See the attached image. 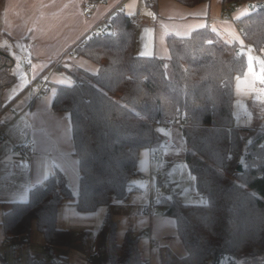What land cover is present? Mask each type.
<instances>
[{
  "label": "trees",
  "instance_id": "obj_1",
  "mask_svg": "<svg viewBox=\"0 0 264 264\" xmlns=\"http://www.w3.org/2000/svg\"><path fill=\"white\" fill-rule=\"evenodd\" d=\"M158 1L144 3L157 11ZM174 1L194 7L210 0ZM222 3L255 5L234 20L242 27L245 43L262 52L264 0ZM116 8L107 30L76 47V55L95 63L97 71L66 67L61 61L56 68L78 83L52 82L53 109L68 114L79 158L77 197L64 174L55 170L31 189L27 201L13 203L4 213L8 239L29 241L35 221L52 260L47 263L29 253L26 264H64L55 250L70 246L73 234L57 226L60 206L73 199L78 211L93 212L125 202L137 189L133 180L140 173L141 151L166 147L152 121L171 116L185 124L175 126L174 137L180 145L184 142L186 165L205 202H184L175 194L160 199L187 249L180 257L165 248V264H214L220 252L235 256L240 264H264V121L256 118L254 125L238 127L234 117L235 79L247 69V53L238 49L247 45L229 42L207 25L185 37L169 34L168 60L143 56L137 51L135 22ZM5 51L0 47V95L15 80L6 68ZM242 156L245 169L238 172ZM117 231L108 210L99 230L107 240L108 264H147L141 257L140 234L130 227L118 242Z\"/></svg>",
  "mask_w": 264,
  "mask_h": 264
},
{
  "label": "crops",
  "instance_id": "obj_2",
  "mask_svg": "<svg viewBox=\"0 0 264 264\" xmlns=\"http://www.w3.org/2000/svg\"><path fill=\"white\" fill-rule=\"evenodd\" d=\"M84 1H0V47L5 48L6 68L15 77L14 82L0 95L3 107L0 123L6 127V138L0 143V242L4 236L7 237L2 226L4 213L11 209L13 203L27 201L31 189L41 184L55 170L59 169L64 174L73 192L78 191L79 158L74 152L70 119L67 113L53 109L56 89L52 82H71L73 78L70 82L64 80L63 72L56 65L90 28L119 4L122 3V10L130 17L141 8L144 15L154 21L153 24L136 25L137 51L143 56H157L168 60L166 38L169 34L185 37L207 25L225 40L247 45V50L250 47L245 43L242 30L237 28L234 20L243 14L233 17L223 15L225 6L222 0H210L194 7L174 0H159L157 11L148 7L144 0H106L98 3L91 20L82 15ZM24 55L31 59V65L23 59ZM52 62L56 64L51 66ZM262 64L264 66V60ZM62 65L80 67L93 73L98 69L95 63L76 54L67 56ZM42 76L48 77L51 85L45 93H40L39 79ZM29 138L35 141L36 153L33 156H18L11 152L14 145ZM174 139L173 135L172 145L163 149L166 164H169L171 154L179 149V146L174 145ZM181 146H185L183 141ZM138 169L140 172L148 169L146 149L141 152ZM133 182L137 189L129 198L125 202H114L108 208L118 223V242H122L125 232L132 227L140 234L141 257L147 264H165V248H170L180 257L187 255L176 220L165 214L162 205L158 206L154 216L146 215L144 206L147 198L139 192V187L144 183L139 177L134 178ZM158 182L162 184L159 178L157 184ZM65 203L59 208L58 220L64 207H76L72 202ZM87 230L85 225L80 232ZM45 249L47 251L46 245ZM3 262L7 261L2 258L0 264Z\"/></svg>",
  "mask_w": 264,
  "mask_h": 264
},
{
  "label": "rangeland",
  "instance_id": "obj_3",
  "mask_svg": "<svg viewBox=\"0 0 264 264\" xmlns=\"http://www.w3.org/2000/svg\"><path fill=\"white\" fill-rule=\"evenodd\" d=\"M237 5L240 9L234 15H244L250 11L247 3H237ZM263 53L264 50L256 52L252 47H248L246 55L247 69L242 76H237L235 79L234 117L235 124L238 127H250L255 124L256 118H261L258 119L259 122L264 121V92L256 86V81L263 79ZM62 75L64 80L70 82L71 75L67 73H62ZM39 84L41 86V83ZM175 145L179 146V149L171 154L172 158L168 159L169 164H166L164 151H162V154L153 165L154 168L157 166H163L164 168L165 166L164 172L158 177L162 184H159V182L157 184L158 178H155L153 182L154 197L159 200L175 194L184 202L196 204L205 202V198L197 190L195 176L186 165L184 158L186 147L177 143L176 139ZM145 149L147 150V148ZM147 171L148 169L143 173ZM77 192H73L75 198ZM71 202H73V199L65 204ZM64 208L61 210L62 213L57 226L73 230V232L70 230L73 234V243L68 247L57 248L55 251L56 257L63 256L64 264H108L107 240L99 234L108 207L101 206L93 212H80L76 207ZM76 212L78 215H75ZM77 216H80V218ZM85 225H87L88 230L80 232ZM4 242H8L7 245ZM0 243H3L0 246V255L8 264H26L29 253L40 259H45L47 263L52 260V256L45 249L44 234L37 229L35 221L32 224L29 241L25 242L22 239L11 241L4 236ZM1 256L0 260L2 259Z\"/></svg>",
  "mask_w": 264,
  "mask_h": 264
},
{
  "label": "built area",
  "instance_id": "obj_4",
  "mask_svg": "<svg viewBox=\"0 0 264 264\" xmlns=\"http://www.w3.org/2000/svg\"><path fill=\"white\" fill-rule=\"evenodd\" d=\"M106 1V0H104ZM103 1V2H104ZM98 3L93 2L91 0H85L82 4V15L86 19H93L96 12V6ZM122 9V3L116 8ZM240 8L238 7L237 3L229 4L224 7L223 15L232 16L235 14L237 10ZM114 11V10H113ZM113 11L106 16H104L101 20H99L90 30L72 47L70 48L62 57V59L58 62V64L63 61L67 56H73L76 54V47L84 46L88 43V40L91 38L100 35L102 32L108 29L110 23L112 21V14ZM135 24H144L150 23L153 24V20H149L143 13L141 8L137 9V12L134 16L131 17ZM237 28L242 30L241 25L236 22ZM263 60H264V53H263ZM23 59L26 61L28 65H31V59L24 55ZM41 83L40 93L47 92L51 85L48 80V77L42 76L39 79ZM72 84H77L78 80L73 78L71 80ZM256 86L263 90L264 92V74L263 79H258L256 81ZM154 128L161 134L162 136V143L164 146H171L172 145V137L174 135V130L176 125L183 126L185 125L184 122L176 123L175 119L171 116L165 117H158L152 121ZM6 138V128L5 125L0 123V143ZM148 171L146 173L140 172L138 174L139 179L144 183L143 186L139 188V192L147 198V202L144 206V213L149 217L155 215L156 209L160 205V202L157 198L154 197L152 186L155 178H158L163 173V166H157L156 168L153 167L154 163L158 160L159 156L162 154L163 148L158 146H148ZM11 152L18 155V156H26L30 157L36 153L35 150V141L31 138L27 139L21 144L14 145L11 149ZM8 242L4 244L7 245Z\"/></svg>",
  "mask_w": 264,
  "mask_h": 264
},
{
  "label": "water",
  "instance_id": "obj_5",
  "mask_svg": "<svg viewBox=\"0 0 264 264\" xmlns=\"http://www.w3.org/2000/svg\"><path fill=\"white\" fill-rule=\"evenodd\" d=\"M254 6L255 5L253 3L248 4V7L250 10H253ZM238 53H241V54L247 53V48L238 49ZM244 169H245V158H244V156H242L240 158V161H239V164L237 167V171L243 172ZM214 264H240V263L235 256H233L231 254L224 253V252H220L216 255Z\"/></svg>",
  "mask_w": 264,
  "mask_h": 264
}]
</instances>
